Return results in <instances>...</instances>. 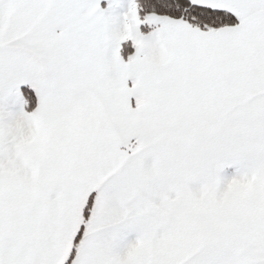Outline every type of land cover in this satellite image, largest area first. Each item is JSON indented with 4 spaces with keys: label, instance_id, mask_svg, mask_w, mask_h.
Returning a JSON list of instances; mask_svg holds the SVG:
<instances>
[{
    "label": "snow or ice",
    "instance_id": "6c2138e0",
    "mask_svg": "<svg viewBox=\"0 0 264 264\" xmlns=\"http://www.w3.org/2000/svg\"><path fill=\"white\" fill-rule=\"evenodd\" d=\"M0 264H264V0H0Z\"/></svg>",
    "mask_w": 264,
    "mask_h": 264
}]
</instances>
